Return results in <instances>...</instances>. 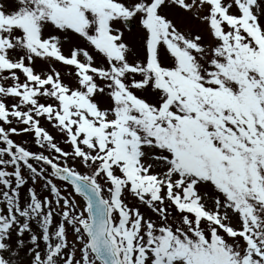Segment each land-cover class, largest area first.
Returning <instances> with one entry per match:
<instances>
[{"label":"snow or ice","instance_id":"6c2138e0","mask_svg":"<svg viewBox=\"0 0 264 264\" xmlns=\"http://www.w3.org/2000/svg\"><path fill=\"white\" fill-rule=\"evenodd\" d=\"M0 264H264V0H0Z\"/></svg>","mask_w":264,"mask_h":264}]
</instances>
